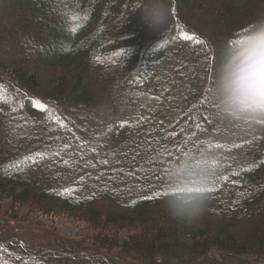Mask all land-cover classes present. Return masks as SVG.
Instances as JSON below:
<instances>
[{
	"label": "trees",
	"instance_id": "1",
	"mask_svg": "<svg viewBox=\"0 0 264 264\" xmlns=\"http://www.w3.org/2000/svg\"><path fill=\"white\" fill-rule=\"evenodd\" d=\"M140 1L0 0V199L69 215L99 230L94 251L139 264H264V125L221 120L214 97L217 50L264 20V0H171L163 29ZM203 150L215 191L177 222L169 170ZM80 256L0 242V264H116Z\"/></svg>",
	"mask_w": 264,
	"mask_h": 264
},
{
	"label": "clouds",
	"instance_id": "2",
	"mask_svg": "<svg viewBox=\"0 0 264 264\" xmlns=\"http://www.w3.org/2000/svg\"><path fill=\"white\" fill-rule=\"evenodd\" d=\"M141 18L152 29L169 22V0H142ZM215 108L221 120L242 127L264 125V20L227 43L217 68ZM201 165H178L168 174L165 206L177 222L194 221L203 212L215 181V156L203 150Z\"/></svg>",
	"mask_w": 264,
	"mask_h": 264
},
{
	"label": "rangeland",
	"instance_id": "3",
	"mask_svg": "<svg viewBox=\"0 0 264 264\" xmlns=\"http://www.w3.org/2000/svg\"><path fill=\"white\" fill-rule=\"evenodd\" d=\"M140 3L142 4V0L140 1ZM22 13H24V11ZM4 25L5 22L1 17L0 27ZM6 36H8V33H5V37ZM27 42L28 41H25L24 44L27 49L25 52L30 53L32 52V49L27 48L29 47V44ZM223 52V48L217 50V53L220 55H223ZM147 60L148 59H146V61ZM15 114L18 115V112H16ZM85 116L88 119L95 117V114L84 115L83 113L76 112V115L74 117L78 122L82 124ZM9 124L10 123H8L6 126L3 125V128H6L8 132L5 134L6 138H3L7 140L8 144L11 146L14 144L13 141L18 138V134H16V128L14 126L10 127ZM52 125H58L55 116L54 118L47 120L45 123L46 127ZM30 130L28 131L27 135L32 136L36 134V130L33 131V128H31ZM88 148L89 147L80 149V151L82 152ZM160 154L165 155V152L161 150ZM88 161L91 160L86 159L82 163H86ZM98 231L89 229V227H87L84 223L75 220L74 218L66 214L49 215L38 212L33 208L31 209L26 206L12 203L8 200L0 199V242H18L21 248H42L48 249V251L58 250L61 246L64 245L68 249L77 250V252L81 256H84L88 261H92L96 258H101V260L108 259L116 264H139L136 261L120 256L118 251H94L91 247L93 243L92 239L97 236L96 233H98ZM117 234L120 238H126L132 234V231L129 229H121L117 232ZM91 250L96 253L95 256H91L90 253H88V251ZM67 262L71 263L70 261Z\"/></svg>",
	"mask_w": 264,
	"mask_h": 264
},
{
	"label": "snow or ice",
	"instance_id": "4",
	"mask_svg": "<svg viewBox=\"0 0 264 264\" xmlns=\"http://www.w3.org/2000/svg\"><path fill=\"white\" fill-rule=\"evenodd\" d=\"M170 3H171V0H169V6H170ZM0 87H3V86H0ZM44 107H46V106H44ZM56 119H57V121L60 123L61 127H63V126H64V125H63V121L60 120L59 117H57ZM33 162H35V161H33ZM160 178L163 179V177H160ZM213 191H215L214 188H210V189H209V192H213Z\"/></svg>",
	"mask_w": 264,
	"mask_h": 264
}]
</instances>
